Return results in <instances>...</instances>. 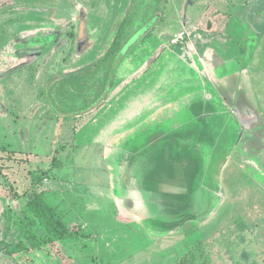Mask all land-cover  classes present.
Listing matches in <instances>:
<instances>
[{
	"label": "rangeland",
	"instance_id": "rangeland-1",
	"mask_svg": "<svg viewBox=\"0 0 264 264\" xmlns=\"http://www.w3.org/2000/svg\"><path fill=\"white\" fill-rule=\"evenodd\" d=\"M114 1L0 0V73L33 57L15 54V42L50 50L45 35L64 31L35 63L0 79V264H64L28 208L34 191L65 224L55 240L74 264H264V0H120L111 14ZM82 14L101 31L77 58ZM184 29L189 40L170 45ZM196 89L245 128L220 167L221 202L208 218L200 205V221L179 230L149 229L118 206L106 145ZM241 106L251 115L239 116ZM215 123L217 132L224 119Z\"/></svg>",
	"mask_w": 264,
	"mask_h": 264
},
{
	"label": "water",
	"instance_id": "water-1",
	"mask_svg": "<svg viewBox=\"0 0 264 264\" xmlns=\"http://www.w3.org/2000/svg\"><path fill=\"white\" fill-rule=\"evenodd\" d=\"M81 23L84 24L83 19ZM152 27L150 22L142 31ZM62 31L56 32L52 47ZM26 41L13 44L22 57L42 55L49 50L30 48ZM222 119L224 125L216 132L215 122ZM229 125L231 128H227ZM242 132L231 111L209 92L161 107L107 145V149L113 147L120 138L111 168L118 206L145 227L161 231L173 232L191 221H200V205H206L209 212L205 218H208L223 196L218 183L220 167L233 152ZM209 170L213 171L209 179L218 183L219 191H213L215 186L208 184Z\"/></svg>",
	"mask_w": 264,
	"mask_h": 264
},
{
	"label": "trees",
	"instance_id": "trees-1",
	"mask_svg": "<svg viewBox=\"0 0 264 264\" xmlns=\"http://www.w3.org/2000/svg\"><path fill=\"white\" fill-rule=\"evenodd\" d=\"M123 25L124 24H121L120 26L118 36H117V42H118V38H120L122 35ZM115 43L112 44L111 48L108 51V54L115 51L116 49ZM38 59L39 57L37 58L33 57V58L28 59L27 62H24V63L22 62V63L12 66L11 68L0 73V79H5V78L12 76L13 74H15L16 72H19L23 68L32 65ZM78 119H79V116H78ZM10 154L15 155L14 152ZM32 195L33 197H31L27 205H28L30 212L33 214V216L46 227L48 234H49L48 243L52 246L57 256L61 259L62 263L74 264L71 259L63 256L59 252L58 243L55 240V239H63L66 236L67 229H66L65 224L62 222L60 218L55 217V209L45 203L42 193L34 191ZM32 223H35V222L33 221ZM4 244H5V239H2V240L0 239V247H2ZM24 260L29 261L28 258H24Z\"/></svg>",
	"mask_w": 264,
	"mask_h": 264
},
{
	"label": "crops",
	"instance_id": "crops-1",
	"mask_svg": "<svg viewBox=\"0 0 264 264\" xmlns=\"http://www.w3.org/2000/svg\"><path fill=\"white\" fill-rule=\"evenodd\" d=\"M120 5V0L119 1H114V3H113V7H111V10H110V13L112 14L113 13V11L114 10H116L117 8H119L118 6ZM127 11V10H126ZM126 13V12H125ZM81 20L83 19V21H84V24H80V26H79V34H78V37H77V44H78V46H77V50H76V57L77 58H84L86 55H88L89 53H90V47H89V44H90V42L92 43V42H95V40H96V35H99V32L101 31V25L100 24H98L96 27H94L93 25H91V24H89V21H88V17H87V15H85V14H82L81 15ZM124 22H125V14L123 15V17L121 18V20H120V25L118 26V27H115V28H113L112 29V31H111V29H110V32H109V35H110V38H109V48L107 49V52H106V55H109L108 54V51H109V49L111 48V46H112V44H114L115 43V41H116V49H117V47H118V44L120 43V38H118V42H117V36H118V32H119V29H120V26H121V24H124ZM81 26H83L82 28L84 29V32L81 34V32H82V30H81ZM155 27V26H154ZM153 27V28H154ZM95 29V30H94ZM153 30V29H152ZM183 31H185L186 32V37L183 39V41L182 42H180V44L181 43H185V42H187L188 40H189V34H188V32L184 29ZM150 32V31H149ZM148 32V33H149ZM64 33V31H62V34ZM148 33H146L145 34V36L148 34ZM62 34H61V36H62ZM123 34V33H122ZM179 34V32L175 35V36H173L172 38H174V37H176L177 35ZM121 37H122V35H121ZM61 38V37H60ZM60 38H59V40H60ZM171 38V39H172ZM170 39V40H171ZM59 40L57 41V43L59 42ZM56 43V44H57ZM178 46H180L179 44L177 45V46H174V47H178ZM52 49V48H51ZM50 49V50H51ZM115 49V50H116ZM49 52V51H48ZM115 52V51H114ZM114 52H112V53H110V54H113ZM85 68H83V69H87V68H89V67H91V65H87V66H84ZM80 69L81 68H78V69H75V70H70L69 72L71 73L70 75H69V77H72V76H74V75H76L77 73L79 74L81 71H80ZM78 71V72H77ZM204 92H208V91H206V90H204V89H196V90H194V91H190V92H188V91H186V93L183 95H180V97H178L177 99H173V100H171V101H169L168 103H166V104H164L163 106H161V107H164V106H167V105H170V104H173V103H177V102H181L183 99H186L187 97H189V96H191V95H193V94H196V93H204ZM216 97V96H215ZM216 99H217V101H219L220 99L219 98H217L216 97ZM224 104H225V106L228 108V110H230L231 111V114H232V116L234 117V119L239 123V125L241 126V128H242V134L244 133V130H245V128H244V126H243V124L241 123V121H240V118L235 114V112L230 108V106H228L225 102H223ZM161 107H159L158 109H160ZM241 107H243V106H241ZM245 108V107H244ZM157 109V110H158ZM246 109V108H245ZM239 111H240V108H239ZM246 111L248 112L247 113V115L246 116H249V115H251V113L249 112V110H247L246 109ZM155 112V111H154ZM153 112V113H154ZM152 113V114H153ZM151 114V115H152ZM238 115L240 116L241 114L240 113H238ZM245 116H243L242 115V118H244ZM148 117H146V118H144V119H142V120H140L137 124H134V126H136V125H138L139 123H141L142 121H144L145 119H147ZM130 119H132L131 117H129L128 119H126V121L125 122H129L130 121ZM133 126V127H134ZM132 128V127H131ZM128 129H130V128H128ZM128 129H126V130H128ZM125 130V131H126ZM120 134V133H119ZM118 134H116L115 136H117ZM114 136V137H115ZM114 137H112L110 140H109V142H108V144L110 143V141L114 138ZM241 139V138H240ZM107 144V145H108ZM107 145H106V147H107ZM105 150H106V148H105ZM51 206V205H50ZM62 211V207H60L59 208V211Z\"/></svg>",
	"mask_w": 264,
	"mask_h": 264
},
{
	"label": "bare ground",
	"instance_id": "bare-ground-1",
	"mask_svg": "<svg viewBox=\"0 0 264 264\" xmlns=\"http://www.w3.org/2000/svg\"><path fill=\"white\" fill-rule=\"evenodd\" d=\"M247 111L244 107H240V114L243 115V116H246L247 115ZM120 140V138H117L116 139V142L118 143ZM117 143L113 146V147H106V162H107V165L109 167V170H110V173H111V185H112V172H111V168H112V163H113V157L115 156V151L117 149Z\"/></svg>",
	"mask_w": 264,
	"mask_h": 264
},
{
	"label": "flooded vegetation",
	"instance_id": "flooded-vegetation-1",
	"mask_svg": "<svg viewBox=\"0 0 264 264\" xmlns=\"http://www.w3.org/2000/svg\"><path fill=\"white\" fill-rule=\"evenodd\" d=\"M61 29H57V30H52L54 33L52 34H49L48 36L47 35H45L46 36V40L48 41V39H49V36H52V41H50V42H47V45H50V44H52L53 43V39H54V35L56 36V32H58V31H60ZM61 37V36H60ZM42 45H44V44H42ZM46 45V44H45ZM29 46V45H28ZM29 47H31V46H29ZM45 47H47V46H45ZM54 47V46H53ZM52 47V48H53ZM17 48V47H16ZM15 48V49H16ZM50 51V50H49ZM15 54H18V55H20V54H22L18 49H16V53ZM15 56H17V55H15ZM43 56V54L42 55H34L33 57L35 58H37V57H39V58H41ZM33 57H28V59L29 58H33ZM242 138V137H241Z\"/></svg>",
	"mask_w": 264,
	"mask_h": 264
},
{
	"label": "built area",
	"instance_id": "built-area-1",
	"mask_svg": "<svg viewBox=\"0 0 264 264\" xmlns=\"http://www.w3.org/2000/svg\"><path fill=\"white\" fill-rule=\"evenodd\" d=\"M186 37V32L185 31H182V32H179V34L172 38L170 40V45L172 46H177L178 44H180V42L183 41V39Z\"/></svg>",
	"mask_w": 264,
	"mask_h": 264
}]
</instances>
